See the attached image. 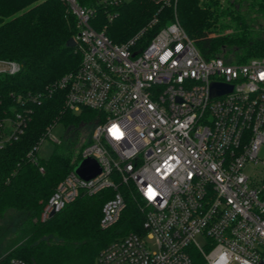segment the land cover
I'll use <instances>...</instances> for the list:
<instances>
[{"label":"built area","instance_id":"2783aa9c","mask_svg":"<svg viewBox=\"0 0 264 264\" xmlns=\"http://www.w3.org/2000/svg\"><path fill=\"white\" fill-rule=\"evenodd\" d=\"M63 1L76 18L81 60L55 87L66 110L96 112L81 159H97L101 173L84 179L73 168L57 183L41 219L82 194L112 188L99 223L112 228L127 207L119 190L125 186L142 214L141 230L117 236L94 264H193L194 252L203 264H264V58L229 63L205 57L177 17L159 29L154 18L118 43L94 27L97 7ZM20 68L0 59V74ZM213 82L232 90L213 97ZM23 122L19 116L8 139H18ZM56 123L33 146V159L46 137L61 142L51 134ZM252 166L256 172L247 173Z\"/></svg>","mask_w":264,"mask_h":264},{"label":"trees","instance_id":"16d2710c","mask_svg":"<svg viewBox=\"0 0 264 264\" xmlns=\"http://www.w3.org/2000/svg\"><path fill=\"white\" fill-rule=\"evenodd\" d=\"M79 1L97 7L94 27L104 29L118 43L154 18L159 29L176 15L205 57L221 56L229 63L233 59L242 63L252 57L264 58V26L253 29L248 19L249 11L264 18V0H225V6L223 0H125L109 8L99 6V0ZM218 27L232 31L216 35ZM76 31V18L63 0H0V59L21 66L15 74H0V218L14 210L24 226L19 244L0 264L12 258L28 264H94L101 249L117 236L141 230L142 214L125 186L119 190L127 207L119 224L112 228L102 229L99 224L104 203L116 192L112 188L82 194L59 212L41 219L57 183L81 155L56 149L48 159L37 156L35 160L30 156L33 146L50 124L63 120L80 125L91 123L96 116L87 108L66 110L64 93L55 87L64 74L79 66L76 48L68 45ZM19 116L24 119L23 132L10 140L8 135ZM193 259V264H203L197 252Z\"/></svg>","mask_w":264,"mask_h":264},{"label":"rangeland","instance_id":"374dc122","mask_svg":"<svg viewBox=\"0 0 264 264\" xmlns=\"http://www.w3.org/2000/svg\"><path fill=\"white\" fill-rule=\"evenodd\" d=\"M222 2L225 6L226 1L223 0ZM246 10L247 9H245V11ZM248 13V19L251 22L253 29L264 26V18L261 15L252 11H249ZM176 17L177 16L175 15V18ZM231 31L232 29L230 28L223 29L218 27L215 30V34L222 35ZM233 62L237 63V60L233 59ZM91 130L92 122L90 123L88 121H84L80 125L73 126L70 123L59 120L55 125H53L51 134L57 138H60L62 144H57L49 137H46L39 146L38 157L41 159H48L56 149H61L66 152L71 151L73 155L77 153L81 155L83 148L87 145V142H89L91 138ZM260 157H264V148L260 153ZM253 172H256L255 166L248 167L247 173ZM23 232L24 226L19 218L18 212L9 210L5 213L4 217L0 218V260L6 256L8 251L19 244L20 240L22 239ZM197 239L199 242L204 244L205 241L202 236H198ZM151 247L154 249V244L151 243Z\"/></svg>","mask_w":264,"mask_h":264},{"label":"water","instance_id":"95a60500","mask_svg":"<svg viewBox=\"0 0 264 264\" xmlns=\"http://www.w3.org/2000/svg\"><path fill=\"white\" fill-rule=\"evenodd\" d=\"M68 45L70 47H74L76 45L74 38H70L68 40ZM231 90V85H226L218 82H213L211 84V96L213 97L229 92ZM74 171L84 179H91L101 173V166L97 159L93 157H85L76 163V165L74 166ZM52 215H54V213H52Z\"/></svg>","mask_w":264,"mask_h":264},{"label":"snow or ice","instance_id":"6c2138e0","mask_svg":"<svg viewBox=\"0 0 264 264\" xmlns=\"http://www.w3.org/2000/svg\"><path fill=\"white\" fill-rule=\"evenodd\" d=\"M262 78H264V74H262ZM149 192H151V189H149ZM151 198V197H150Z\"/></svg>","mask_w":264,"mask_h":264}]
</instances>
